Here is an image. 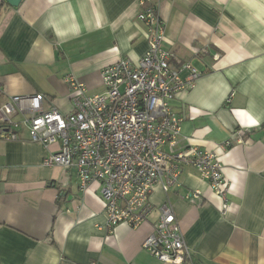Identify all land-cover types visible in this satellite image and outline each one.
I'll return each instance as SVG.
<instances>
[{"label": "crops", "instance_id": "obj_1", "mask_svg": "<svg viewBox=\"0 0 264 264\" xmlns=\"http://www.w3.org/2000/svg\"><path fill=\"white\" fill-rule=\"evenodd\" d=\"M159 3L164 49L202 73L171 102L183 118L180 142L218 156L225 200L184 167L179 186L154 188L155 209L142 226L111 232L101 185L83 192L74 168L44 167L61 144L31 142L20 126L18 140L0 136V264H170L143 248L164 205L192 251L188 264H264V0ZM143 9L141 0H0V104L42 95L43 108L68 114L70 77L101 94L105 67L136 64L148 50ZM191 192L201 199H184Z\"/></svg>", "mask_w": 264, "mask_h": 264}, {"label": "built area", "instance_id": "obj_2", "mask_svg": "<svg viewBox=\"0 0 264 264\" xmlns=\"http://www.w3.org/2000/svg\"><path fill=\"white\" fill-rule=\"evenodd\" d=\"M141 4L144 9L138 20L147 27L148 50L136 64L120 60L105 67L101 94H90L70 77L73 109L68 114L43 108L42 95L14 96L0 104L2 139L18 140L13 130L26 126L31 142L46 148L61 144L58 152L43 159L44 167L74 168L83 192L92 183L101 185L111 232L120 224L142 226L155 209L154 188L161 185L168 192L179 186L184 167L195 168L223 201L229 191L218 156L190 141L180 142L183 118L171 103L180 92L194 90L202 73L191 63H174L164 49L166 26L159 0H141ZM236 140L241 142L240 137ZM184 199L196 203L201 193H187ZM159 208V221L143 248L163 263L184 264L192 251L180 223L172 208Z\"/></svg>", "mask_w": 264, "mask_h": 264}, {"label": "water", "instance_id": "obj_3", "mask_svg": "<svg viewBox=\"0 0 264 264\" xmlns=\"http://www.w3.org/2000/svg\"><path fill=\"white\" fill-rule=\"evenodd\" d=\"M23 0H5V2H7V4L13 6V7H19L20 6V3L22 2Z\"/></svg>", "mask_w": 264, "mask_h": 264}, {"label": "trees", "instance_id": "obj_4", "mask_svg": "<svg viewBox=\"0 0 264 264\" xmlns=\"http://www.w3.org/2000/svg\"><path fill=\"white\" fill-rule=\"evenodd\" d=\"M192 261V259L191 260H187V261H185V263L184 264H188V263H190ZM193 264V263H192Z\"/></svg>", "mask_w": 264, "mask_h": 264}, {"label": "rangeland", "instance_id": "obj_5", "mask_svg": "<svg viewBox=\"0 0 264 264\" xmlns=\"http://www.w3.org/2000/svg\"><path fill=\"white\" fill-rule=\"evenodd\" d=\"M19 121V120H18Z\"/></svg>", "mask_w": 264, "mask_h": 264}]
</instances>
